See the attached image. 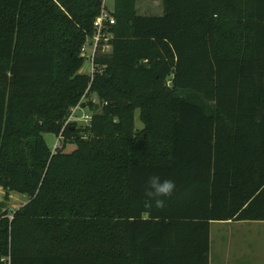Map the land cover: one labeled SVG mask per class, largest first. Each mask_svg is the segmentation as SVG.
Returning a JSON list of instances; mask_svg holds the SVG:
<instances>
[{
    "label": "trees",
    "instance_id": "1",
    "mask_svg": "<svg viewBox=\"0 0 264 264\" xmlns=\"http://www.w3.org/2000/svg\"><path fill=\"white\" fill-rule=\"evenodd\" d=\"M161 4L114 0L90 76L101 0H0V186L27 197L0 202L11 264H209L211 221H264V0ZM83 97L90 125L52 151ZM153 175L175 182L163 208Z\"/></svg>",
    "mask_w": 264,
    "mask_h": 264
},
{
    "label": "rangeland",
    "instance_id": "2",
    "mask_svg": "<svg viewBox=\"0 0 264 264\" xmlns=\"http://www.w3.org/2000/svg\"><path fill=\"white\" fill-rule=\"evenodd\" d=\"M105 4L108 10H113L114 8V0H105ZM136 9L137 12L140 14H152V15H159L162 13V5L161 0H136ZM91 47H87L86 53H83L85 59L84 63L80 68L81 73L85 74H91L92 68L91 64L89 62L88 56L90 54ZM92 96V95H91ZM87 97H84L82 99V102L84 103V112H89L91 114L95 113L97 110L91 109L87 105ZM80 113V112H79ZM138 110L135 112V127L140 128L142 127V123L140 122L138 118ZM80 115V114H79ZM84 122L82 120H77L76 124L77 126H83ZM44 139L46 141V144L48 147L52 149L53 143L55 141L56 135L54 133L45 132L43 134ZM74 148L73 143L67 142V145L65 147L66 151H70ZM3 201L5 208L9 211L16 210L20 206H22L26 201L27 197L24 194H21L16 191H9L8 195L5 199V191L0 186V202ZM213 223H216L213 221ZM220 225L212 224L210 226V233L213 236V244H217L215 242L216 237H218V233L216 231V228H218ZM232 229H236L232 227ZM225 237L222 236V242H224ZM264 226L258 227L257 225H254L253 227H243V230L239 232L237 235L234 236L233 239H230L231 249L230 252L233 254L238 255H247V254H254L255 259L258 258H264ZM212 253V252H211ZM259 256V257H258ZM219 258L215 260V262H218ZM212 264V263H211Z\"/></svg>",
    "mask_w": 264,
    "mask_h": 264
},
{
    "label": "built area",
    "instance_id": "3",
    "mask_svg": "<svg viewBox=\"0 0 264 264\" xmlns=\"http://www.w3.org/2000/svg\"><path fill=\"white\" fill-rule=\"evenodd\" d=\"M114 23L115 19L112 15V10H108L105 4V0H101V10L93 21V34L91 36L86 37L80 49L81 53L83 54L86 53L88 46L91 47L90 54L88 56L92 68L90 76H92L94 71L93 58L96 50L98 49L101 53H108L112 49L110 40L112 38L111 27ZM90 99L92 102H98V98L95 95L92 96ZM83 108L84 106H82V100L76 106L71 108L70 114L65 120L59 135H56L52 151H55L57 148L62 147V132L65 126H67L70 122L76 123L77 120H82L84 122L82 124L83 126L90 125L92 114L89 112H84ZM0 264H11L10 255L0 257Z\"/></svg>",
    "mask_w": 264,
    "mask_h": 264
},
{
    "label": "crops",
    "instance_id": "4",
    "mask_svg": "<svg viewBox=\"0 0 264 264\" xmlns=\"http://www.w3.org/2000/svg\"><path fill=\"white\" fill-rule=\"evenodd\" d=\"M215 222L216 223H213V221H211L210 226L212 224L220 226L216 228L218 237H216L215 242L217 244H213V236L210 233L209 264H264V258H258L256 260L255 257L257 256H255L254 254L238 255L230 252V239H233L235 235L241 232L243 230V227H253L254 225H257L258 227H263L264 221L226 220ZM232 227L236 229H232ZM222 236L225 237L224 242H222ZM218 258V262H215V260Z\"/></svg>",
    "mask_w": 264,
    "mask_h": 264
},
{
    "label": "clouds",
    "instance_id": "5",
    "mask_svg": "<svg viewBox=\"0 0 264 264\" xmlns=\"http://www.w3.org/2000/svg\"><path fill=\"white\" fill-rule=\"evenodd\" d=\"M175 190V182L171 179H161L158 175H153L148 180L146 196L154 200L155 206L163 208L165 200L163 198L171 196Z\"/></svg>",
    "mask_w": 264,
    "mask_h": 264
}]
</instances>
